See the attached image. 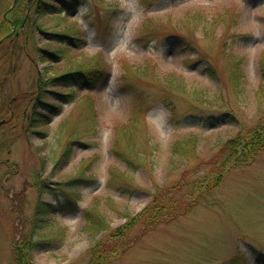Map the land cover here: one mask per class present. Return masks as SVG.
Returning a JSON list of instances; mask_svg holds the SVG:
<instances>
[{"label": "rangeland", "instance_id": "obj_1", "mask_svg": "<svg viewBox=\"0 0 264 264\" xmlns=\"http://www.w3.org/2000/svg\"><path fill=\"white\" fill-rule=\"evenodd\" d=\"M4 37L0 264H264V0H0Z\"/></svg>", "mask_w": 264, "mask_h": 264}, {"label": "trees", "instance_id": "obj_2", "mask_svg": "<svg viewBox=\"0 0 264 264\" xmlns=\"http://www.w3.org/2000/svg\"><path fill=\"white\" fill-rule=\"evenodd\" d=\"M20 8V7H19ZM22 21H24V20H22ZM20 22V24H22L23 22ZM13 23L14 22H17V20H14V21H12ZM8 24H7V26L10 28V23L9 22H7ZM169 40H172L173 41V38L175 37H178L179 38V36L178 35H175V34H170L169 36ZM4 115V114H3ZM255 146H259V147H261V149L260 150H264V134H260L259 132H257V133H255L254 135H252V136H250V137H248L247 138V140L243 143V144H240L239 146H233V149H232V156H231V158H232V160H235L236 159V157H238V154L239 153H241V154H244V156H249V158L251 159L252 158V153H254L255 151H257V149L255 148ZM232 147V146H231ZM236 148H237V150H236ZM263 148V149H262ZM250 161H247V163H249ZM234 165L235 164H237V162H234L233 163ZM215 176H212L211 175V177H209V179L210 180H212L213 178H214ZM214 183V185L216 184V181H214L213 182ZM208 185V184H207ZM173 210V209H172ZM184 210V209H183ZM183 210L178 214L177 213V215H181V214H183L184 212H186V210L183 212ZM155 212H156V210H154V212H153V215L151 216V220L152 219H154L155 218ZM172 217H174L176 214H170ZM171 218V217H170ZM100 222H102V221H97V222H94V223H92L91 224V226L93 227V228H96V229H98V228H100V229H102V228H104L105 226V224H103V226L101 225V223ZM97 248H98V245H96V248L94 249V250H96V252H98V250H97ZM99 249V248H98ZM18 253V252H17ZM20 254L18 253L17 255H15L16 256V258H17V263L18 264H30L29 262H27V258H26V255H20V256H23V257H21L20 258V256H19ZM108 256L109 255H103L102 257L100 256V255H96V258H95V262H96V264H103L104 262V259H107L108 258Z\"/></svg>", "mask_w": 264, "mask_h": 264}, {"label": "water", "instance_id": "obj_3", "mask_svg": "<svg viewBox=\"0 0 264 264\" xmlns=\"http://www.w3.org/2000/svg\"><path fill=\"white\" fill-rule=\"evenodd\" d=\"M2 123V122H1Z\"/></svg>", "mask_w": 264, "mask_h": 264}]
</instances>
